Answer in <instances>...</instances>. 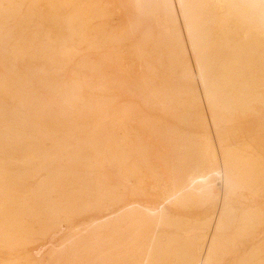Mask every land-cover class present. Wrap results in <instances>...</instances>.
<instances>
[{
	"label": "rangeland",
	"instance_id": "1",
	"mask_svg": "<svg viewBox=\"0 0 264 264\" xmlns=\"http://www.w3.org/2000/svg\"><path fill=\"white\" fill-rule=\"evenodd\" d=\"M6 1L0 0V264H140L143 249L125 248L149 221L146 211L164 206L169 186L197 163L206 134L192 86L171 45L160 42V20L142 21L118 0H80L82 24L71 30L51 17L59 6ZM231 38L232 46L240 40ZM231 49L216 51L217 108L242 88L228 85L246 70ZM226 120L218 123L225 143L256 140L251 131L259 116L234 112ZM230 199L232 226L214 235L227 239L242 228L241 245H226L207 264H254V251L264 257V191L242 189ZM134 208L138 217L115 228L113 217ZM206 208L168 206L183 224ZM76 241L83 247L74 252ZM181 243L171 250L172 264H180Z\"/></svg>",
	"mask_w": 264,
	"mask_h": 264
},
{
	"label": "bare ground",
	"instance_id": "2",
	"mask_svg": "<svg viewBox=\"0 0 264 264\" xmlns=\"http://www.w3.org/2000/svg\"><path fill=\"white\" fill-rule=\"evenodd\" d=\"M21 1L24 0L12 3L17 4ZM31 1L34 3L33 6L61 7L62 10L58 11L51 9L50 15L55 16V22L65 28L75 30L82 24L79 18L85 9L80 0ZM117 2L119 8L124 11L133 7L137 18L142 21L151 17L153 20L154 18L160 20L161 27L157 25L161 31L160 42L171 45L173 53L179 60L181 75L186 77L192 86L191 100L201 108L203 112L201 114L204 115L202 127L206 129L204 130L206 134L198 140L197 163L180 177L177 184L172 182L173 184L165 192L164 206H159L158 209L151 207L146 211L149 221H143L142 229L136 233V241L130 243L125 250L143 249V259L140 264H172L174 259L171 250L182 242L183 251L176 253L180 264H207L210 256L217 255L226 245L231 244L234 250L241 245L237 238L243 231L242 228L235 229L227 239L214 235L232 226L234 212L228 205L230 198L242 189L254 195H260L264 191V0H118ZM110 3L113 5L115 2L113 0ZM68 6L74 9L69 12L66 9ZM139 19L137 20L140 21ZM232 35L240 37L239 43H233L235 46L231 45ZM221 46L229 49L233 47L231 50L235 61L241 60L246 70L244 76L234 74L237 80L233 85L228 84L227 81L223 82L231 87L239 82L242 88L236 90L238 95L228 101L221 100L222 106L217 108L218 85L211 73L219 59L216 54L217 48ZM8 60L6 58V61ZM225 72H222V76ZM16 91H18L17 87ZM234 112H239L245 117L259 116L257 127L251 131L256 136V140L248 136L238 141L224 142L218 130V123L224 124L227 121V114ZM35 123L42 124L39 121ZM168 206L185 209L204 206L208 208H206L208 212H202L204 214L192 223L183 224L177 217L169 214ZM136 208L122 216L113 217L116 223L114 227L117 228L125 222L132 223L138 217ZM54 212L52 210L51 215H54ZM255 214V217L258 216ZM88 240L90 242L91 238ZM72 247L76 252L83 247V243L79 245L76 241ZM257 251H254L249 258L254 264L264 261V257H261Z\"/></svg>",
	"mask_w": 264,
	"mask_h": 264
}]
</instances>
